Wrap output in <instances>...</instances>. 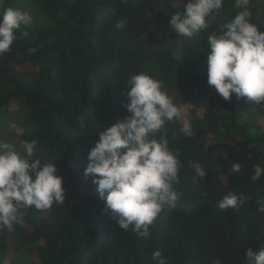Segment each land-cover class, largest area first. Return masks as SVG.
<instances>
[{
	"label": "trees",
	"instance_id": "trees-1",
	"mask_svg": "<svg viewBox=\"0 0 264 264\" xmlns=\"http://www.w3.org/2000/svg\"><path fill=\"white\" fill-rule=\"evenodd\" d=\"M17 1L0 0V12ZM33 1L50 26L21 25L10 51L0 55V126L14 103L22 131L12 145L25 154L35 141L33 159L56 163L65 202L24 207L14 231L1 226L0 264H155L156 250L167 264H251L245 251L264 250V213L257 211L264 176L251 179L254 166H264V119L245 116L255 102L234 94L225 101L207 83V37L242 10L235 0H224L209 27L191 38L169 25L188 0H178V7L177 0ZM246 10L264 31V0H250ZM121 20L126 23L116 30ZM139 73L160 81L190 122L188 134L177 120L153 135H164L181 161L180 198L174 210L156 217L146 238L118 226L92 176L84 175L99 134L131 115L125 87ZM190 162L201 165L204 178ZM234 163L241 164L239 173L232 172ZM228 192L245 203L222 211L218 202Z\"/></svg>",
	"mask_w": 264,
	"mask_h": 264
},
{
	"label": "clouds",
	"instance_id": "clouds-1",
	"mask_svg": "<svg viewBox=\"0 0 264 264\" xmlns=\"http://www.w3.org/2000/svg\"><path fill=\"white\" fill-rule=\"evenodd\" d=\"M127 3V0H121ZM171 2V0H170ZM250 0H235L242 9L219 34L207 37L210 52L207 56V83L225 100L232 95L239 100L247 98L256 104L264 101V31L250 23L246 10ZM224 0H188L182 12L172 15L170 28L179 36L191 38L209 27L208 18L222 9ZM178 7V0L176 3ZM32 15L19 8H6L0 12V55L10 51L21 25H30ZM126 21L114 27L120 30ZM125 108L131 115L117 121L99 134V139L87 155L85 176H92L99 196L113 214L118 226L132 230L141 237L150 235L149 227L164 210H174L180 193L178 156L170 150L168 140H157L154 133L162 131L165 123L183 120L180 131L188 134L190 122L184 109L161 90V82L139 73L127 81ZM81 121V127H83ZM36 142L32 141L21 154L12 144L0 143V225L8 232L22 220L24 207L49 209L65 202L62 177L57 174L56 163H42L33 159ZM196 175L204 178L206 171L198 162H190ZM241 164L234 163L232 172L239 173ZM264 176V166H254L253 181ZM206 195V194H205ZM245 203L242 195L228 192L219 202L223 211L236 209ZM257 211L264 213V200L257 201ZM251 264H264V250L244 253ZM155 264H167L161 251L152 253Z\"/></svg>",
	"mask_w": 264,
	"mask_h": 264
},
{
	"label": "rangeland",
	"instance_id": "rangeland-1",
	"mask_svg": "<svg viewBox=\"0 0 264 264\" xmlns=\"http://www.w3.org/2000/svg\"><path fill=\"white\" fill-rule=\"evenodd\" d=\"M15 8H19L25 11H28L32 17V23L29 26L30 28H47L50 26V22L44 11L35 4L33 0H18ZM250 115L252 119L260 123L264 119V114L262 112V104H256L248 112L246 115ZM21 111L16 107L14 103H12L7 111L1 116V126H0V143H9L12 144L11 138L13 134L18 131H22L20 125L21 119ZM2 225H0L1 227Z\"/></svg>",
	"mask_w": 264,
	"mask_h": 264
}]
</instances>
